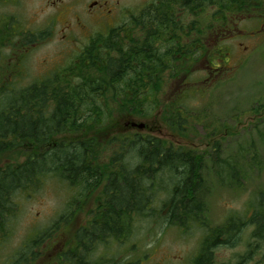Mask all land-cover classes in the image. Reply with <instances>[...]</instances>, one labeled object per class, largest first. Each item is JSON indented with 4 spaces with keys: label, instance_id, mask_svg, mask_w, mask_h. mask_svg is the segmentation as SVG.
Returning a JSON list of instances; mask_svg holds the SVG:
<instances>
[{
    "label": "trees",
    "instance_id": "16d2710c",
    "mask_svg": "<svg viewBox=\"0 0 264 264\" xmlns=\"http://www.w3.org/2000/svg\"><path fill=\"white\" fill-rule=\"evenodd\" d=\"M251 3L157 0L142 17L132 19L127 29L119 27L92 37L66 74L10 93L0 88V152L37 146L23 160H10L0 167V229L13 214L16 197L31 196L46 177H55L77 191L78 206L95 192L101 197L95 201L89 225L74 232V250L61 255L66 264H98L89 261L90 251L107 241L126 242L135 220H152L162 214L169 227L183 231L193 225L206 227L189 264H217L213 250L233 245L247 226H254V239L264 240L260 209L250 217L233 216L221 226L203 223V155L176 149L155 135L143 136L125 126L132 119L149 117L161 106L165 78L176 82L205 55L201 37L206 29L216 32L217 25L225 26L242 15ZM187 16L194 18L187 21ZM207 20L202 27L201 22ZM175 108L176 101L166 104L159 115L172 131L181 134L188 121ZM104 148L107 163L99 160ZM219 167H223L220 175L225 167ZM166 171L171 174L170 188L157 185L158 175ZM236 172L231 171L234 178ZM31 243L37 248L43 241L39 238ZM30 251L32 247L24 253Z\"/></svg>",
    "mask_w": 264,
    "mask_h": 264
},
{
    "label": "rangeland",
    "instance_id": "374dc122",
    "mask_svg": "<svg viewBox=\"0 0 264 264\" xmlns=\"http://www.w3.org/2000/svg\"><path fill=\"white\" fill-rule=\"evenodd\" d=\"M93 2L99 5L105 2L106 6L102 9L97 6L90 11L89 5ZM156 2L157 0H8L1 3L0 0V15L17 18L30 29L42 30L51 26L56 16L60 15L57 14V9L65 11L60 16V22L52 25L57 30L53 34L55 37L52 36L50 42L37 46L24 58L26 70L22 74L23 85L47 75L48 68H57L72 61L78 47L86 41L88 35L100 30L104 24L114 22L116 27L126 26L127 21L139 19L142 12ZM206 8L211 13L212 8ZM76 15L86 26L84 30L75 27ZM183 15L186 14L181 17ZM193 18L187 16L185 20L191 21ZM0 23L19 28V21L1 20ZM65 25L69 26V31L65 32L69 39L62 41L61 29ZM217 31L220 33L221 28ZM230 37L223 39L212 50L214 57L225 55L228 68H224L223 79H208L207 83L198 81L194 84L193 80L205 75L202 70L206 63L201 58L196 67L200 72L189 76V82H185L184 86L165 78L166 86L159 100L161 106L149 117L135 119L137 123H144L149 128L140 132L143 136L154 134L162 138L166 145H172L176 149L185 147L197 155H203L201 173L206 211L201 214V218L208 227L221 226L229 218L233 219V216L250 217L257 209H260L259 213L264 212V32L257 33L255 24L245 22L241 33L232 37L234 40H229ZM211 38L209 33L203 36V41L210 49L214 45ZM73 43L79 46H73ZM219 46L229 47L231 53L228 49L218 53ZM6 55L8 53L4 52L3 56ZM6 63L7 60H4L2 64ZM7 79L6 76H0V84H5ZM12 81L13 85L7 86L9 92L26 88L18 87L19 82L14 79ZM208 83L212 84L211 87ZM182 87H185L184 93ZM174 101H177L174 112L186 118L189 124H194L192 128L189 125V130L183 137L163 123L159 115L161 107ZM92 136L97 138L96 135ZM97 139L100 143L104 142L99 137ZM19 150L28 153L31 148L22 145ZM107 151L104 148L99 153L101 163H107ZM23 157L24 154L19 155L14 151L0 152V163L17 159L21 161ZM219 166L225 167L220 175L219 168L223 167ZM233 170L237 171V182L231 175ZM158 176L160 180L157 185L170 188L171 174L166 171ZM76 197L79 199L80 196L75 189L55 177H46L42 187L31 196L16 197L12 207L14 212L6 218L9 236L0 248V260L5 261L9 256L20 253V250L22 257L29 258V254L24 253L26 245L48 230L53 232L45 244L56 246L47 249L41 245L35 252L38 255L41 250V256L35 257L36 263L44 264L43 261L49 263V260L57 259L63 251L61 248L67 249L70 246L68 243H72L73 230L86 225L88 214L95 208L94 202L101 200L99 192H95L87 196L88 200H83L85 202L80 209H76L77 205L73 202L77 201ZM163 198L161 196L159 201ZM74 210H78V213L72 217V224L68 228H62L64 224H57L58 219ZM164 216L157 215L152 220L138 218L134 221L133 233L126 242L107 241L98 245L95 251L88 253L89 260L98 264H189L199 250L206 227L193 225L183 231L167 226ZM56 225L58 228L52 230ZM254 231V226H247L233 245L216 247L213 250L215 263L264 264V240L254 239Z\"/></svg>",
    "mask_w": 264,
    "mask_h": 264
},
{
    "label": "flooded vegetation",
    "instance_id": "af4514ba",
    "mask_svg": "<svg viewBox=\"0 0 264 264\" xmlns=\"http://www.w3.org/2000/svg\"><path fill=\"white\" fill-rule=\"evenodd\" d=\"M4 1H8V0H1V3H3ZM105 4L106 3L104 2L102 5H99V4L96 5V2H93L92 4L89 5V9H91L90 11H93L92 10L93 6H94L93 8L99 6L98 9H102L103 6H106ZM55 5L61 6V4L59 3H55ZM249 10L251 12L243 16H240L241 19L243 21L250 22L251 24H255L257 33L264 32V0L254 1L249 7ZM63 12H65L63 9H57V14L59 13L60 15L56 16V19L55 21L52 22L51 26H46L45 29H42V30L41 29H30V27H25L23 24H21L20 20L17 18H10L4 14L0 15V21L1 20H3L4 22L19 21V28L17 29L13 28L11 24L0 23L1 24L0 34H2V36H0V76L8 77L7 82L3 86H12L13 85L12 80L14 79L16 82H19L18 87H30L35 83L43 82L44 80L50 78L51 76L63 75L67 73L69 62H65L64 65L59 66L57 68L55 67L48 68L46 70L47 75H44V77L42 76L40 79L35 80L31 83L23 85L24 79L22 77V74L26 70L24 58L30 51L34 50L37 46L41 45L42 43H47L51 41L53 34L56 33L57 31L55 28H53L52 25L53 23L58 24L60 22L59 21L61 19L60 16H62ZM253 17L254 19L252 20H254L255 23L251 22V18ZM75 22H76V25H75L76 28L81 29V30L85 29L86 26L81 22L78 15H76ZM129 23L133 24L131 22ZM230 23L232 25L235 24L234 18H232ZM116 28L117 27L114 24V22L110 24H104L100 28V30L103 31L102 33L100 32V30H98L88 35L86 41L80 46L77 43H73L72 44L73 46H79L77 50V54L73 57V59H75L78 55L80 56V54L84 52L85 48L89 45L91 38L94 37L93 34H97V35L105 34L110 30H115ZM68 31H69V26L68 25L63 26V28L61 29V32L63 33L62 41L69 39V35L65 34V32H68ZM209 32L210 31H206V36ZM53 37H55V35ZM211 41H212V38H211ZM4 52L8 53V55H6L5 57L3 56ZM207 56L208 54L205 53V57L203 58L206 63V65L203 67V70L207 71V75L206 77L205 75L202 76L201 78H203L202 80L203 82H198V83H207L208 79L211 81L214 79L218 80L219 78H222L224 76L223 70L226 67V62L222 60L221 66H219L220 69L218 70L211 66V63H212L211 56L209 57ZM4 60H7L6 64H2ZM185 78L186 76L178 79L176 82H179L178 84H181L180 86H184ZM208 85L209 87H211L212 84L208 83ZM184 89L185 87H182V90ZM32 149L34 151L36 150L35 144H33ZM70 247H76V246L70 245ZM49 261H50L49 263H45V261L43 262L44 264H64L63 262L58 261V260H49ZM28 263L37 264L35 259L29 260ZM0 264H21V262L9 260L6 262L2 261L0 262Z\"/></svg>",
    "mask_w": 264,
    "mask_h": 264
},
{
    "label": "water",
    "instance_id": "95a60500",
    "mask_svg": "<svg viewBox=\"0 0 264 264\" xmlns=\"http://www.w3.org/2000/svg\"><path fill=\"white\" fill-rule=\"evenodd\" d=\"M131 128H135V129L141 131V130L145 129V124L144 123L131 122Z\"/></svg>",
    "mask_w": 264,
    "mask_h": 264
}]
</instances>
